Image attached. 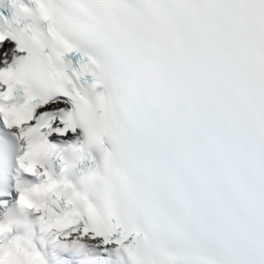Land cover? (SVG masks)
<instances>
[{"label": "snow or ice", "instance_id": "snow-or-ice-1", "mask_svg": "<svg viewBox=\"0 0 264 264\" xmlns=\"http://www.w3.org/2000/svg\"><path fill=\"white\" fill-rule=\"evenodd\" d=\"M0 264H264V0H0Z\"/></svg>", "mask_w": 264, "mask_h": 264}]
</instances>
